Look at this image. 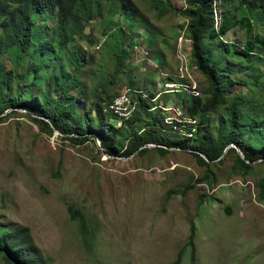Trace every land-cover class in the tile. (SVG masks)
Instances as JSON below:
<instances>
[{
  "label": "rangeland",
  "instance_id": "1",
  "mask_svg": "<svg viewBox=\"0 0 264 264\" xmlns=\"http://www.w3.org/2000/svg\"><path fill=\"white\" fill-rule=\"evenodd\" d=\"M165 3L171 9L158 14L147 1L136 0L152 31L154 52L160 54H150L154 59L147 52L149 29L141 24L129 30L127 19L116 16L112 20L124 30L126 49L117 72L115 49L111 38L103 41L98 19L67 51L84 50L90 58L80 75L82 99L88 100L91 90L99 93L100 86L105 88L101 97L127 86L145 87L146 102L160 107L166 125L175 122L172 139L184 140L185 122L195 120L176 81L184 78L183 86L201 96L206 84L190 59L185 18L178 11L183 1ZM239 5V0H228L222 6ZM245 13L264 35V15ZM45 31L41 35L47 38ZM222 38L242 43L245 34L233 27ZM213 51L220 50L214 46ZM242 73L237 77L249 74ZM232 88L244 90L239 84ZM260 94L264 97V79ZM34 117L18 107L0 113V225L27 226L50 264H170L187 239L189 220L195 226L194 264H264V203L255 186L264 175L261 159L246 161L244 169L237 165L235 151H228L204 166L191 149L177 145L165 147L166 152L148 145L143 152L110 154L90 133L79 142ZM67 205L81 212L84 229L69 218ZM188 256L185 247L180 264H188ZM0 264L6 263L0 258Z\"/></svg>",
  "mask_w": 264,
  "mask_h": 264
},
{
  "label": "trees",
  "instance_id": "2",
  "mask_svg": "<svg viewBox=\"0 0 264 264\" xmlns=\"http://www.w3.org/2000/svg\"><path fill=\"white\" fill-rule=\"evenodd\" d=\"M138 1H147L158 14L171 9L165 3L169 0ZM182 1L178 11L185 18L190 59L206 84L201 96L183 86L184 78L176 81L181 85L179 95L188 99L186 111L195 120L185 122L188 133L183 134L184 140L172 139L175 122L166 125L160 107L146 102L145 87H126L135 105L120 126H115L114 115L104 109L115 94L101 97L105 88L100 86L99 93L89 92L88 100L80 97L81 70L90 58L84 50L69 53L67 49L92 31L89 26L85 32L89 22L98 19L103 41L111 38L113 72L122 67L126 55L121 39L124 30L112 20L114 16L127 19L129 30L141 24L149 29L148 56L155 53L152 31L143 23L136 0H0V113L6 108L27 110L46 128L71 134L79 142L90 133L110 154L121 149L124 155L137 149L143 152L148 145L166 152L165 147L177 145L191 149L197 163L204 166L220 161L228 151H235V161L244 169L249 167L246 161L261 159L264 163V97L260 94L264 35L255 31L252 18L245 13L257 10L264 15V0H239L235 9L222 6L228 0ZM39 18L49 25L38 22ZM110 26H115L113 31ZM233 27L245 34L242 43L222 38ZM43 31L47 38L41 35ZM214 46L219 53H214ZM150 57L154 59V55ZM245 70L247 76L237 77ZM234 84L244 90H233ZM255 186L257 198L264 203V175ZM66 210L80 230L84 229L81 212L71 205ZM194 234V223L189 220L187 239L170 264H180L185 247L188 264H194ZM0 258L6 264H50L33 243L28 227L16 222L0 225Z\"/></svg>",
  "mask_w": 264,
  "mask_h": 264
},
{
  "label": "built area",
  "instance_id": "3",
  "mask_svg": "<svg viewBox=\"0 0 264 264\" xmlns=\"http://www.w3.org/2000/svg\"><path fill=\"white\" fill-rule=\"evenodd\" d=\"M189 41V39H188ZM135 101L130 96L128 89L118 91L104 105V109L111 112L115 118V126H120L123 119H126L133 110Z\"/></svg>",
  "mask_w": 264,
  "mask_h": 264
},
{
  "label": "water",
  "instance_id": "4",
  "mask_svg": "<svg viewBox=\"0 0 264 264\" xmlns=\"http://www.w3.org/2000/svg\"><path fill=\"white\" fill-rule=\"evenodd\" d=\"M236 151L238 152V154L240 155V157H242L241 153L238 151V149H236ZM203 156V155H202ZM222 156V155H221ZM206 160V159H205Z\"/></svg>",
  "mask_w": 264,
  "mask_h": 264
}]
</instances>
